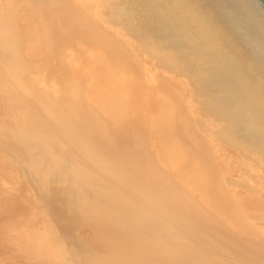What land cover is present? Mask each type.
<instances>
[{"label":"bare ground","instance_id":"obj_1","mask_svg":"<svg viewBox=\"0 0 264 264\" xmlns=\"http://www.w3.org/2000/svg\"><path fill=\"white\" fill-rule=\"evenodd\" d=\"M114 2L112 6L119 19L138 13L144 16L146 42L151 43L152 39L162 47L160 54L154 53L157 57L166 58L170 63L179 59L189 69L192 81H202V85L200 81L194 82L200 83L199 95H196L210 103H207L210 109L219 112V121L227 123L223 131L234 134L239 146L247 145L252 149V152L247 149L239 152L244 154L242 157L249 155L247 158L256 165L259 182L264 184L261 169L262 166L264 169V7L261 3L258 0ZM77 3L81 10L86 11L85 17L102 19L97 14L99 8L95 2L77 0ZM37 6L42 7L40 4ZM12 12L0 13V99L7 104L14 122L7 127L6 119L3 120L6 127L1 131L6 130L10 138L5 136L4 140H11L17 151L13 150L22 155L24 167L31 176L29 179L36 186L32 191L37 204L41 205L49 197L55 215L60 217V221L62 219V223L69 221L68 226L74 231L77 241L76 244H67L45 209H41L45 218L39 228L35 227L34 219L33 223H28L31 215L20 224V218L26 217L21 209L15 216L19 221L17 231L10 223L5 227L10 234L15 233L24 251L46 264H260L262 259L258 263L253 261V256L251 261L242 252L228 250V246L222 243L223 239H219L220 235H213V238L218 237V241L217 237H211L213 230L214 234L219 231L218 224L211 227L204 222L206 216L201 213L204 207L199 208L201 202L198 205L195 202L197 194L189 193L195 201L187 196V190H184L186 197L182 198V194L181 198L176 197L180 189L195 186L197 192L202 193V198H210L206 201L208 203H222V208L228 211H232L236 204L231 207L233 202L229 201L228 205L219 189L215 187L213 190L206 185L219 183L218 172H214L217 169L211 168L214 173L211 174L206 168L207 164L209 166L215 161V157L207 156V151H204L206 147L208 149L207 141L204 149L205 142L203 145L199 141L200 136L198 140L193 135L198 131L191 132L193 128L190 127L196 124L190 123L191 126V114L188 112L187 115L181 109L179 95H176L181 88L180 83L145 79L146 85H143L140 75L134 76L132 81L117 78L125 68L114 65L112 61H124L128 67L131 66L129 56H118V44L113 48L116 51L112 56L103 62L104 69L90 68V64L88 74H80L79 56L51 55L57 50H68L72 27L64 29L62 23L49 17L45 21H36L40 28L36 26L38 30L35 29L37 38L29 42L32 46L26 48L29 54L24 56V49L18 46ZM38 12L41 11L38 9ZM21 17L19 19L27 23V17ZM75 18L77 22L83 20L78 16ZM75 18L72 17V24L77 23ZM119 35L117 37L120 38ZM61 60L69 62V66ZM100 61L97 58L95 63L100 64ZM70 66L74 71L68 69ZM41 67L50 72L44 76L38 72ZM154 83L155 93L147 87ZM159 112L166 118L161 124L151 119L154 114V119L157 114L160 116ZM169 121L176 128L172 129V137H165L162 143V137L171 126ZM150 128L153 129L151 133ZM169 143V148H166ZM192 143L196 149L204 150H190ZM251 175L253 179L255 174ZM248 192L251 194V189ZM237 201L238 206L240 201ZM244 202L256 207L264 200L245 197ZM205 210L208 212L209 209ZM238 213V218H241ZM236 218L233 221L238 220ZM237 223H234L235 228H239L236 226H240L241 221ZM199 226L208 231L204 232ZM224 228L222 232L226 230ZM226 228L229 230L231 227ZM245 228L246 232L250 230L247 229L249 226ZM228 230L223 234L227 235ZM230 236L231 244L243 250L246 248L244 252L249 251L247 243L243 247L234 235Z\"/></svg>","mask_w":264,"mask_h":264},{"label":"rangeland","instance_id":"obj_2","mask_svg":"<svg viewBox=\"0 0 264 264\" xmlns=\"http://www.w3.org/2000/svg\"><path fill=\"white\" fill-rule=\"evenodd\" d=\"M27 1L26 0H1L0 1V5L2 4L0 6V10H1L0 13H3V15H6V13L8 14V11L13 10V12H14V14H13L14 18H12L13 26L15 29V34H17V36L19 38L18 46L21 48V50L24 49L23 50L24 56L26 54H29V51L26 48L27 47L29 48L30 46H32V45H29V42L32 43L37 38L36 31L38 29H36V28L37 27L39 28V25L37 26L36 21H39V19H42L43 21L48 20L49 18L52 20L56 19V20H58L59 24L62 23V27H64V29H65V27H67V29L69 30L72 27L73 32L71 30L70 38H72L73 40L71 39V42L69 41V45H67L68 50H65V49H64V51L57 50L54 52V54L52 53L51 55L61 54L63 56H69V55L79 56L81 58L78 61V65H79L78 72L80 74H84V73L88 74L89 69L92 67L95 69L97 68V70H100L101 68L104 69L103 66H105V65H103V62L105 61V59L110 58V55L114 51H116V50H113V48L117 47V44H118V50H119L118 53L119 54L114 53L113 55L118 54V56L122 55V57L123 56H125V57L129 56L128 63H130L131 66L128 67V64L124 61L123 62H120L118 60L112 61V63L114 65H117L121 68L123 67V69L125 68V72L122 73V75H119L117 78H119V79L122 78L125 80L132 81V79H134V76L136 77V75H140L142 80H143L142 83H144L143 85H146V83L144 81L145 79H146V81H151L152 79H154V80H159V79L163 80L164 79L165 81L169 80V81H172L173 83H175V82L180 83V86H181L180 89H182V90L179 89L177 91L178 93L176 92V95L177 96L179 95L178 100H180L181 109H184V112H187V115H188V112L191 114V118H190L191 121L189 122V124L190 123L196 124V125H193V127H190L191 129L193 128L192 130L191 129L190 130H191V132L198 131V132H196L198 135H196V133H194V132H193L194 133L193 135H195L196 139H198L200 136V140L199 139L198 140L200 142H203V145L205 142L204 147L201 145L204 149L206 147V141L208 143L207 144L208 149H207V147H206V150H204L202 148H197V149L207 151V156L215 157V161L210 163L209 166L207 164L206 168H208V170L211 174H214L213 170H211V168L217 169L214 172H218L217 175L219 176V183H217V184L206 183V185H209V187L211 186L213 188V190L215 189V187L217 189H219L221 191V193H220L221 196L225 197V200L228 202V205H229V201L233 202V205H230L231 207H233L234 204L236 203L234 206L235 208L234 207L233 208L235 209V212L238 211L239 213L238 212L237 213L241 215V218L239 217L240 221H241V223H239V224H241V225L240 226L237 225L236 227H239V228L242 227L240 229L244 230V229H246L245 227L249 226V228H247V229H250L251 231L247 230V232L249 233L248 236H246L248 233L245 230L244 231L247 234L244 233L243 230L239 232L240 229L234 227L235 226L234 223L238 224L237 222H240L238 215L236 213V214L231 216L232 213H235L234 209H231L232 211H228L229 209H227V208L223 209L222 208V203H219V205H218V203L213 204L211 202L210 203L206 202L210 198H208V196L204 197L206 200L204 198H202L201 197L202 193L199 194L197 192V189H195V186L192 187L195 190V192L192 190L191 186H189L187 188L185 187V189L181 187L183 190L179 188L181 191H179V189H178L179 193L177 192L176 197H179L182 194V196L183 195L184 196L183 197L181 196V197L184 198V197H186L187 193H188L187 196L197 194V201H195L196 199H194V196H191V197H193V199L197 203V205H198V202H201L200 206H198V207L202 209V206H203L204 210L209 209L208 212L206 210L201 211V213L203 215L205 214L204 216H206L203 219V220H205L204 222L211 225V227H213V226L216 227L215 225L218 224L217 227L219 228V231H215V234H214V230L212 228H211L213 230L212 234H210L211 233L210 230H209L210 233L206 232V234L208 233V234L212 235L211 236L212 238H213V235L214 236L220 235L221 237H219V239L220 238L223 239L224 242H222V243L225 244L224 246H228L227 247L228 250L236 251L237 253L242 252L241 254H244L246 259L250 258L251 261H252V256H253L254 257L253 261H257L258 263H259V260L262 259L260 264H264V246H263V244H264V202H263V204L260 203L256 207L248 206V204H245V202H244L245 197L246 198L248 197L251 199L253 197H257V199H259V200H264V184L259 182L260 180H259V176L257 174L256 165L251 160H249V158H250L249 155L247 156L249 158L242 157L244 154L241 155V153L239 152L240 150L243 151V150L247 149V151H251L252 149H250L247 145L239 146L238 145L239 143L238 142L236 143V141H235V140H237V138H235L234 134L232 135L227 130L223 131V129L226 128V126H224V125H227V123L224 124L223 121H222L223 123L220 122L219 121L220 117L218 118L219 112L218 111L215 112V109H210V107H209L210 103L204 102L205 100L202 99V97L197 96V95H199L198 86L200 87V85H202V83H201L202 81L199 80L201 84L200 83L194 84V82H196L198 80L195 79L192 81L193 77L191 78V75L189 73V69H187L186 66H184L185 64L183 62L180 63L181 61L179 59H174L172 61V63H170L169 60H166V58L162 59L161 57L156 56L157 54L161 53L160 51H162V47L157 45V42L154 43L152 41L151 37L149 38V39H151V43L153 42V44H156V45L153 46V44L146 42L145 39H147V38L145 37V35H146L147 31H146V29H145L146 27L144 25V23H145L144 16L141 13H138V14L133 15L132 17H129V18L128 17L127 18L121 17V19H119L120 17L117 15V11L115 10V8H113L112 4L114 1H115L114 3H116L117 1H124V0H88V1H93L97 4V7L99 8V9L97 8L98 9L97 14H99V16L102 17V19L101 18H90L87 16L85 17L86 11L81 10V7L79 8L77 0H29V2L30 1H31V3L33 2L32 4L30 3L31 6L29 4H27V3H29ZM37 3L40 4L42 7H45V8L37 6L38 5ZM34 4H36V5H34ZM32 5H34V6H32ZM38 9L41 12H38ZM4 10L6 13L4 12ZM48 10H49V12H48ZM36 12H38V13H36ZM45 12L46 13L48 12V13L45 14ZM24 15L27 18L24 17ZM46 15H48L47 18H46ZM20 16H22L21 17L22 19L26 18L25 20H27V23L20 20L19 19ZM77 16H78V18H83V20L80 19L81 21L77 22L78 19L75 18ZM72 17L75 18V21L77 23L72 24V20H73ZM31 18L33 19V22L31 20ZM116 18H118L119 20H117ZM4 26H7V25L5 24ZM95 28H97L98 30ZM35 29H36V31H35ZM134 31H136V32H134ZM106 32H108V33H106ZM19 35H21V36H19ZM118 35L120 36V38L117 37ZM105 36L108 38H112V36H113V38L108 39ZM115 39L118 41V43ZM113 42H115V43H113ZM25 44H26V46H25ZM112 44L114 47H112ZM130 44H131V46H129ZM119 45H121V46L119 47ZM123 47H124V49H123ZM75 48L77 49V51L76 50L74 51ZM109 51H110V53H109ZM154 53H157V54L155 55ZM97 58H100V60H101L100 64L98 62L95 63ZM159 58H161V59H159ZM60 62L67 63V66H69L68 65L69 62H67L65 60H61ZM70 62H71L70 64H72V60ZM50 64H52V61ZM90 64H92V65L90 68H88V65H90ZM159 64L161 67L159 66ZM157 65H158V67H157ZM71 68H72L71 66H70V68L68 67V69L74 71L73 68L72 69ZM41 71L39 70L38 72L44 74V76H46V74H48L50 72L48 70L49 72L47 73L46 67H45V69H44V67H41ZM150 72L153 74L151 75ZM176 72H178L179 74ZM153 75H154V77H153ZM187 76H188L189 80H188ZM187 81H188L189 85H188ZM189 81H192L194 85L192 84V82H189ZM183 83H186V85ZM147 87H149V90L151 88L153 93H155V89L153 90V88H156L155 83L153 84V86L147 85ZM192 90H194V91L192 92ZM146 91L148 92V90H146ZM192 93L195 95H193ZM202 101L204 104L202 103ZM0 103H1L0 104V108H1L0 109V116L2 115V118L0 117L1 118V121H0V133H1L0 134V264H46L45 262L37 261V259L34 256H32L31 253L28 254L27 252H25L23 249L24 247L23 246L21 247L20 241L16 238L15 233L10 234L9 231H7L8 229L5 227V224L10 223L14 227L13 230L16 232L18 229V224L19 223L23 224V221L25 220V218H28V215H31L32 217L30 219V222L28 221V223H33L32 219H34L35 220L34 222H36V223H34L36 225L35 227L38 226L37 228H39V226L43 222V219L45 218L44 213L41 209H45L44 211L46 213H48L51 220L55 223V225L59 229V232H62L61 233V235H63L62 237L66 238L67 244H69V245L76 244L77 241L74 239L75 233H73L74 231H72L70 229V225L68 226L69 221H65L67 223H62L61 222L62 219L60 221V217L58 215L57 216L55 215V213L53 211V207H52L53 205L49 204L50 203L49 197L45 201L43 200L41 202V205L37 204V197H35V192L32 191V188H33V190H36V186H35V183H33L34 181H31V179H29V178H31V176H30V173L28 172V170L26 169V167H24L22 157H21L22 155H19L16 152L17 150L13 147L12 141L7 139L10 137H8L7 134L5 133L6 130L1 131L3 128L5 129L6 123H7V127H8L9 123L10 122L12 123V121L14 122V120H13V115H12L10 109L8 108L7 104L2 99H0ZM213 110H214V112H213ZM3 113H4V117H3ZM159 114H160V116L157 114L155 119H154V116H155V114H154L151 119H153L154 122H158V124H161V122L163 123L166 120V118H164L163 113L159 112ZM7 116H8V119H7ZM5 119H6V123H5V121H3ZM148 119H150V117ZM151 119L149 121L153 122V120H151ZM1 122H4V123H2V125H1ZM4 124H5V126H4ZM169 124L171 126H170L169 130H167L165 136L162 137V139H161L162 143H163L165 137H167V136L172 137V135H173L172 129L176 128V127H173L172 121H169ZM221 124L223 126H221ZM190 125L192 126V124H190ZM156 126H157V124H156ZM7 130H8V128H7ZM150 130H151L150 131V133H151L153 129L150 128ZM175 131L178 133L179 130L176 129ZM5 136L7 138H5V140H4ZM152 137H155V136L152 135ZM225 137L226 138L228 137V139H226ZM158 138H159V136H158ZM209 138L211 139L212 142L209 141ZM234 138H235V140H234ZM6 139L9 140V142H11L12 144L10 145V143L8 141H6ZM196 139L194 141L198 142V140H196ZM165 143H167V139H165ZM234 143H236V145ZM190 144H191V142H190ZM168 145L170 146V143L166 145V148H169ZM236 146H238V147H236ZM195 147L196 146L192 143V145L190 146V150L197 152V149ZM13 148L16 151L13 150ZM215 148H217L216 154L214 153ZM240 159L243 161V163L240 161ZM238 162L242 163V164L239 165ZM248 162H250V163H248ZM245 165L248 167H245ZM261 169L264 172L263 166ZM251 172L254 173L255 176ZM249 175L254 176L253 179ZM1 177H3V178H1ZM256 179H257V181H255ZM13 181H14V183H12ZM190 185H192V184L190 183ZM182 186L184 187L183 184H182ZM189 189H190V191H189ZM250 189L252 191L251 194H250V192H248ZM184 190H187L188 192L186 193V191H185L186 194H184ZM215 193H217V191H215ZM181 197H179V198H181ZM237 200L240 201V203H238V204L239 205L241 204L240 206L242 208H239V205L237 206V202H238ZM21 202L23 203L22 205H25V207L21 208V206H22V205H20ZM208 205L211 207H209ZM42 206L43 207L45 206V207L43 208ZM21 209H23V211ZM19 211L24 212V214H25L24 216H26V217L20 218V222L18 221L19 222L18 223L15 219V216L17 213H20ZM210 211L213 214L216 213V214H214L215 216L211 213L215 217L216 220L210 214ZM25 212H27V213H25ZM244 213H246L247 215L245 214L246 216H243ZM219 215H220V217H218ZM235 215H237L238 220L233 221L236 218ZM221 217H222V221L225 220L224 222L221 221ZM219 218H220V220H219L220 222L217 221ZM242 218H244V221ZM36 220L37 221L39 220V223ZM248 220H251V221H248ZM228 221H230V223ZM214 222H216V224ZM221 222L223 223L222 227L223 226L225 227V228L223 227L224 230L225 229L228 230V228H226V227L230 226L231 227L230 229H232L233 232H231V230L229 229L228 230L229 233H226L227 235H224L225 232H227V231L225 230L222 232L223 228L220 227L222 224ZM225 222L228 225L225 226V224H226ZM243 222H245V223L243 224ZM62 224L65 225L64 228L62 227ZM245 224L247 226H245ZM202 226L201 227L199 226L200 228L199 227L198 228L203 230L204 232L208 231V230H205L207 228H204ZM232 226L234 229L232 228ZM37 228H35V229H37ZM195 229H196V227H195ZM237 229H238V231H237ZM216 232H220V233L217 234ZM237 232H239V234H237L238 237L236 238ZM241 233L243 236L241 235ZM222 234L225 237H223ZM228 234H229V237H228ZM230 234L232 236L234 235L236 241L238 240V242L240 244L242 242V244H241L242 246L244 243H247L245 245H247V248L249 251H252L253 250L252 248L255 247L252 254H250L249 251L247 252V250H246V252H244L246 248H244V250H243V248H239V246H237L235 244H231L230 243V238H231ZM259 234H260V236H259ZM239 236H241L244 239V242L242 241V238ZM216 237H214L213 239H215ZM226 237H228L227 238L228 240L224 239ZM244 237H246V238L249 237V238L246 239ZM240 238H241V240H240ZM219 239L217 237L216 240L218 241ZM249 239H251V240H249ZM254 239H256L257 241ZM262 239H263V243H262ZM259 240L261 243L259 242ZM220 241H222V240H220ZM256 243H258V244H256ZM249 245L252 246V248ZM230 247L234 250H232ZM243 247H246V246H243ZM249 248H251V249H249ZM259 249L261 250L262 253H260ZM254 252H256V254ZM254 254L256 257L254 256Z\"/></svg>","mask_w":264,"mask_h":264},{"label":"water","instance_id":"obj_3","mask_svg":"<svg viewBox=\"0 0 264 264\" xmlns=\"http://www.w3.org/2000/svg\"><path fill=\"white\" fill-rule=\"evenodd\" d=\"M260 3H261V5L264 7V0H258Z\"/></svg>","mask_w":264,"mask_h":264}]
</instances>
